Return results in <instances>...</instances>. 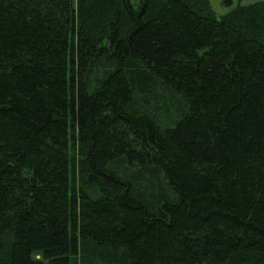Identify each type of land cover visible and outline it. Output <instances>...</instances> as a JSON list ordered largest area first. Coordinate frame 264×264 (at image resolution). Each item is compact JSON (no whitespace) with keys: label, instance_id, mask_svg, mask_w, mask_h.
Listing matches in <instances>:
<instances>
[{"label":"trees","instance_id":"16d2710c","mask_svg":"<svg viewBox=\"0 0 264 264\" xmlns=\"http://www.w3.org/2000/svg\"><path fill=\"white\" fill-rule=\"evenodd\" d=\"M0 264H264V1L0 0Z\"/></svg>","mask_w":264,"mask_h":264},{"label":"rangeland","instance_id":"374dc122","mask_svg":"<svg viewBox=\"0 0 264 264\" xmlns=\"http://www.w3.org/2000/svg\"><path fill=\"white\" fill-rule=\"evenodd\" d=\"M257 1L264 0H209L213 10L217 16H221L231 9L235 8L237 5H249ZM133 4H136L138 0H131Z\"/></svg>","mask_w":264,"mask_h":264}]
</instances>
